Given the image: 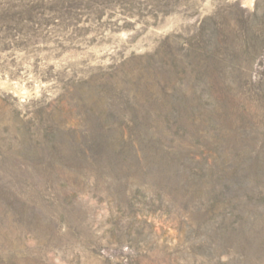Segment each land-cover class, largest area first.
Here are the masks:
<instances>
[{"label":"rangeland","instance_id":"374dc122","mask_svg":"<svg viewBox=\"0 0 264 264\" xmlns=\"http://www.w3.org/2000/svg\"><path fill=\"white\" fill-rule=\"evenodd\" d=\"M0 264H264V0H0Z\"/></svg>","mask_w":264,"mask_h":264}]
</instances>
